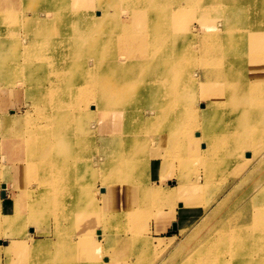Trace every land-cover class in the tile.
<instances>
[{"label": "bare ground", "instance_id": "bare-ground-1", "mask_svg": "<svg viewBox=\"0 0 264 264\" xmlns=\"http://www.w3.org/2000/svg\"><path fill=\"white\" fill-rule=\"evenodd\" d=\"M192 15L200 27L193 32ZM220 16L224 30L215 26ZM245 29L246 39L234 38ZM0 82V178L7 167L9 186L22 188L11 197L9 232L20 236L43 223L30 244L7 248L0 240L5 264H121L116 256L125 249L128 257L135 248H154L143 232L149 211L171 195L202 199L207 179L228 170L204 157L221 154L237 155L234 196L207 241L205 211L199 216L195 227L204 235L197 253L219 242L264 254V166L242 188L258 170L243 169L248 160L257 163L252 152L264 159V0H0ZM97 89L102 97L91 104ZM227 94L255 97L247 104L263 123L255 114L235 118L239 104L227 105L229 120ZM202 96L208 100L199 105ZM17 140L28 146L24 156L9 152ZM65 166L74 175L69 184L58 177ZM198 166L202 172H193ZM169 168L168 177L191 173L183 190L178 182H151L154 172ZM31 170L36 177L22 187V174ZM95 175L101 193L87 184ZM49 216L53 223L45 226ZM106 239L114 249L102 255ZM176 255L174 264H183ZM251 258L213 257L208 264H253Z\"/></svg>", "mask_w": 264, "mask_h": 264}, {"label": "rangeland", "instance_id": "rangeland-1", "mask_svg": "<svg viewBox=\"0 0 264 264\" xmlns=\"http://www.w3.org/2000/svg\"><path fill=\"white\" fill-rule=\"evenodd\" d=\"M227 2H231L232 0H224ZM203 8H196V12L201 11ZM193 14V13H192ZM191 20V27H190V31L193 32L197 29H200L199 25L196 22L195 16L192 15V17H189ZM217 22H219V28L220 30H224V27H222V25H220V23L223 22V19L220 18L216 20L215 22V26L218 28ZM248 31V32H247ZM249 35V30H243L240 31L234 38H241L242 40L246 39ZM230 37H228L229 39ZM241 59H243V57H240ZM225 80V79H224ZM221 88H227L228 86L224 83L219 84ZM0 87L5 88L4 83L0 82ZM24 89H26V87L22 86L19 91H24ZM36 89V88H35ZM102 93H100V91L97 89V94H93L90 98V101L92 102V97H94L95 101L94 102H90L91 104H95L96 103V99L98 100L99 97L101 96ZM74 96V95H73ZM226 106L224 107L225 113L228 112L227 111V105H230L232 107V109L235 107V105L239 104V107H242L240 111H236L235 109L233 110V114L235 116V118H241L243 116H252L255 114L256 115V120H258L259 123H263L262 120L258 119V115H259V111H256L255 109H253V107L249 106V104H247V102L251 99L256 100L255 97L253 96H243V95H226ZM71 100L72 103H74L76 105V99L74 96V100L73 97L71 96ZM207 97L206 96H202V98H200L199 101V105L204 103L205 101H207ZM97 107V105L95 106V108ZM14 108V107H13ZM16 108V107H15ZM14 108V109H15ZM25 110V108L23 106L20 107L19 111L17 112L18 114H22L23 111ZM197 111H200L199 109ZM230 111V110H229ZM231 112V111H230ZM12 113V112H10ZM132 115H138V113L136 112H130ZM195 114H197L195 112ZM198 115V114H197ZM200 117V116H199ZM203 118L200 117V121L201 123L203 122L202 120ZM228 119L231 120L232 119V115L229 114L228 112ZM221 120H224V118H221ZM225 121V120H224ZM9 127H7L8 129ZM10 130V129H9ZM23 133H24V128H23ZM264 134V132H263ZM262 134V135H263ZM191 136H194L193 134H191ZM17 137V136H16ZM15 137V138H16ZM264 140V135L261 138V141ZM264 142V141H263ZM97 152L99 153V151H101V145L99 144L98 140H97ZM191 150L195 149L196 145L189 143ZM10 151V154H12L14 157L17 156H24L26 154V151L28 149L27 144L23 141V140H17L15 142H13V144H10V147L8 148ZM260 152V151H259ZM259 152H252L251 156L252 158L256 159L257 163L256 164H251L249 161V164H247L246 166L243 167V169H246L247 172L249 171V169H253V168H258V170L255 173L254 176L250 175L247 179H245L243 181V187H250L252 186L256 179H257V174L258 172L261 171V169L264 166V159H261L259 157ZM3 153L2 150L0 149V154ZM191 154V153H190ZM95 152L93 154V158L95 157ZM236 157L237 155H228L226 156V154H221L219 156H215V157H210V156H206V158L204 157V159L208 160H212V161H216L217 162H221L220 166H222V164L227 163L228 165V170L222 173L221 170V176H217L215 178H208L207 179V185H206V189L203 190V195L204 197L201 199V197L197 198H192V197H186L187 194H183L180 199L182 200V202H179V198H177V201H175V196L171 195L168 197V200L166 201L165 197L161 198V202L158 201V203L154 206L153 210H150L149 213L147 214L148 216L145 219V226L143 229L144 232V236L147 237V239L149 240V243L151 244V248L150 250L144 251L142 247H138L135 248L133 254L131 253V255L129 256L128 253V257H127V251L126 249L124 250L123 254H118L116 256V260H121V264H127V258H129L128 260V264H174V260L178 257L176 254H180V259L182 260L183 264H208V261L210 259H212L213 257H224V258H231V257H236V259H242V260H247V259H252L251 257H253V264H257L259 261L261 262L262 259H264V254L261 253H254V252H248L247 254H242L241 251L246 250L245 248H237V247H229L228 245L224 244V245H220L219 242L216 243V247L215 250L213 248V246L208 245L207 249H206V254H199L197 253V249H196V245H197V241H199V239L203 238V230H197V227H195L196 225H198V218L199 216L201 217L203 212L205 211V218H206V223H205V236H206V241L209 238V233L212 231L213 229V223L215 222V219L217 218L218 214L221 212L222 208L225 206H229L232 204V199L234 194L232 193L233 188H234V184H231L235 182V179L232 175V171L236 165ZM242 159H244L242 157ZM94 160V159H93ZM205 160V161H206ZM262 160V161H261ZM71 161V160H70ZM69 163V162H68ZM14 164H18V166L22 165L23 163H14ZM70 165V163H69ZM24 166V164L22 165V167ZM199 167V168H198ZM197 169L193 170V172H197V173H201L202 170L201 166H198ZM70 166H65L62 169H59L58 173V177L60 178V175H62L63 179H67V183L69 184L70 181L73 180V174H72V170H70ZM8 170L7 167H5L4 171H5V176L0 178V182L2 183H6L7 186H9V180L6 176V171ZM61 170V172H60ZM200 170V171H199ZM68 171V172H67ZM17 171H13L12 175L15 174ZM64 172V173H63ZM61 173V174H60ZM68 173V174H67ZM170 173V168L166 171H156L152 174V179L151 182L157 184V183H163L164 185H166L167 187H173L176 182H178V189L183 190V188H185L184 186L186 185V183H190V181L192 180L191 177V173H187L185 175H181L180 173H174L172 174L170 177L167 176V174ZM253 173V174H254ZM37 172L35 170H31L30 172L26 173L24 172L22 174V178L24 179V183L22 187L26 188V183H28V179L29 178H34L36 177ZM14 176V175H13ZM16 176L21 180V177L19 174H16ZM11 177V174H10ZM95 180L91 179V178H87V184L91 187H93V183L95 190H98L100 193L103 191L102 188H100V176L99 175H95ZM8 182V183H7ZM3 185L0 184V196L2 191L5 192V197L3 199H5V201L3 199H1L0 197V240L2 241H6L9 243L7 248H10L13 244V241L17 242H26L27 244H30L29 239L31 238L32 241L37 240L38 238H36L38 235L37 233H40V228L42 227L41 223H35L33 225V229H29L30 226L26 227L24 232L20 235V236H16V237H12V235L10 234V229H11V216L14 214V212L16 211V208L13 206L11 199L14 198L15 194L17 193V191H19L20 186L16 183L15 185V190H13L10 186L9 191L8 188L4 186V188L2 187ZM22 189V188H21ZM20 189V190H21ZM8 191V197L6 195V192ZM11 192V193H10ZM229 193H232L229 195ZM14 194V195H13ZM108 191L106 190L105 192V196L107 198L108 195ZM102 196V195H101ZM12 197V198H11ZM192 198V199H191ZM229 200L228 205H223L222 203L224 201V199ZM3 200V201H2ZM103 200V196L100 199V202ZM110 200V198L108 199ZM2 202V204H1ZM181 203H184V205L180 206ZM174 205V206H172ZM218 207V210L215 214L214 209L215 207ZM173 208V209H172ZM173 212V214H172ZM150 214V215H149ZM153 214H156V218L152 217ZM172 214V221L168 220V219H158V218H165V217H170ZM178 215V217H177ZM5 216H8V219L5 218ZM147 220V221H146ZM178 221V222H177ZM50 222L53 223L52 221V217L49 216L48 217V222H45V226L50 225ZM176 223V228L172 229V224ZM47 224V225H46ZM164 225V229L161 232L162 228ZM194 225V226H193ZM157 226V227H156ZM157 229H156V228ZM195 228V229H194ZM22 229V228H21ZM30 231H32V235L31 237L28 236V234L30 233ZM44 232V230H43ZM209 235V236H208ZM45 236V234H42V237ZM49 240H53L55 237L54 235L48 231L47 235H46ZM109 241L110 240H105V244L106 246L104 248H102L101 244H100V249H98V251L103 255L106 254L109 250L108 246H109ZM145 242V241H143ZM146 244V242H145ZM152 244L154 246H152ZM167 245V247H165L164 245ZM241 246H246L248 245V243L246 242V240L241 241ZM148 245L146 244V247ZM165 247V248H163ZM3 246L0 244V264H5L4 262V252L3 251ZM223 250V252H222ZM212 253H209L211 252ZM104 252V253H103ZM129 252V249H128ZM139 252H143L142 254H139ZM235 260V259H234Z\"/></svg>", "mask_w": 264, "mask_h": 264}, {"label": "crops", "instance_id": "crops-1", "mask_svg": "<svg viewBox=\"0 0 264 264\" xmlns=\"http://www.w3.org/2000/svg\"><path fill=\"white\" fill-rule=\"evenodd\" d=\"M158 219H165V220L168 219V220H170V219H172V216H171V217H168V218L165 217V218H158ZM170 221H172V220H170ZM175 224H176V223H175ZM156 227H157V226H156ZM156 227H155V228H156ZM156 229H157V228H156ZM163 229H164V225H163V228H162L161 232L163 231Z\"/></svg>", "mask_w": 264, "mask_h": 264}, {"label": "water", "instance_id": "water-1", "mask_svg": "<svg viewBox=\"0 0 264 264\" xmlns=\"http://www.w3.org/2000/svg\"><path fill=\"white\" fill-rule=\"evenodd\" d=\"M4 188V186H2ZM1 196H4V194L2 193ZM176 228V225L175 223L172 224V229H175Z\"/></svg>", "mask_w": 264, "mask_h": 264}]
</instances>
